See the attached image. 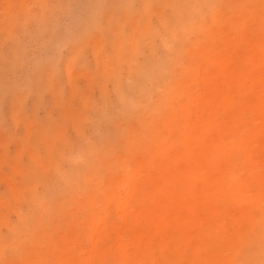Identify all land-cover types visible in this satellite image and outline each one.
Masks as SVG:
<instances>
[{"label": "rangeland", "instance_id": "obj_1", "mask_svg": "<svg viewBox=\"0 0 264 264\" xmlns=\"http://www.w3.org/2000/svg\"><path fill=\"white\" fill-rule=\"evenodd\" d=\"M193 2L0 0V264H264V0Z\"/></svg>", "mask_w": 264, "mask_h": 264}, {"label": "bare ground", "instance_id": "obj_2", "mask_svg": "<svg viewBox=\"0 0 264 264\" xmlns=\"http://www.w3.org/2000/svg\"><path fill=\"white\" fill-rule=\"evenodd\" d=\"M192 4L194 3L193 0H191ZM124 5L121 4V3H118L117 1H114L110 4L109 6V9L108 11H111V16H114V13H112L113 11H117L118 8H121V9H124ZM258 28H260L259 25L255 24L251 31L253 33H256V34H259V30ZM255 47L256 48H260V50L258 51V56L255 60V64H256V68L258 70V78H263L264 79V71H262L263 67H264V46H261L260 43H254ZM263 66V67H262ZM261 71V72H260ZM262 94L264 96V88L262 90ZM261 106H260V109L262 112H264V102L262 101L261 102ZM187 129H185V133H187ZM189 134V136H192V132L190 131V133H187V135ZM254 142V139L253 137H244V138H239L237 140H231L230 142L229 141H225L224 142V152L226 154V156L230 159L231 156H232V147L233 146H236L237 148H242V149H245V150H248L250 148V145ZM120 206V205H119ZM119 217H118V223L119 224H123L125 222V219H124V214H122L121 212H119ZM143 215V214H142ZM135 220L137 221V223L139 222L140 224H148L150 220H148V217H144V216H139V215H136L135 216ZM105 223V221H104ZM40 230L41 232L38 234V238H40V236H42L43 234V230H45V228H47L46 226V223H44L43 221L40 222ZM103 229H107L106 225L104 224L102 226ZM47 230V229H46ZM15 231V227H12V233ZM47 232L50 233L49 230H47ZM2 242H7V243H11L12 242V237H6V236H1L0 235V243ZM257 243L253 245L252 247V251H253V258H252V262L251 264H254V258H255V255L257 253ZM264 245V244H263ZM103 253H104V249L101 247V246H98L96 243H95V247H94V250L92 251V255L91 256H87V257H81L78 261L77 258H75L73 255H74V252L72 250H70L68 253H67V257L65 259H63V262H66L65 264H89L90 260H95V261H99L97 264H102L100 261H101V258L103 256ZM115 253V261H112L110 260V264H127L131 261L135 262V258H136V251H135V254H129L126 252L125 248L121 247L119 249H117L116 251H114ZM0 259L3 260V257H1L0 255ZM76 259V260H75ZM6 260V259H5ZM4 260V261H5ZM74 261V263H73ZM126 262V263H125ZM137 264H141V260L137 259L136 260ZM133 264V263H132Z\"/></svg>", "mask_w": 264, "mask_h": 264}]
</instances>
